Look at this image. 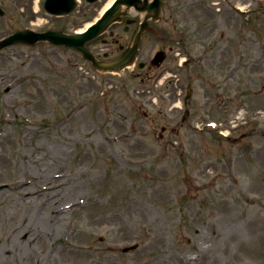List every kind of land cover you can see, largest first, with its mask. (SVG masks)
I'll return each mask as SVG.
<instances>
[{
    "label": "rangeland",
    "instance_id": "rangeland-1",
    "mask_svg": "<svg viewBox=\"0 0 264 264\" xmlns=\"http://www.w3.org/2000/svg\"><path fill=\"white\" fill-rule=\"evenodd\" d=\"M108 1L53 16L43 0H0V39L24 28L72 33ZM162 1L153 25L166 38L149 35L140 60L163 46L168 57L145 82L138 66L98 71L64 45L0 51V244L9 250L0 264H187L199 247L209 258L188 264H264V0ZM61 172L74 192L36 204L30 226L48 241L24 248L7 237L21 189ZM79 196L62 223L49 218L51 203ZM257 238L249 260L244 248Z\"/></svg>",
    "mask_w": 264,
    "mask_h": 264
},
{
    "label": "bare ground",
    "instance_id": "bare-ground-1",
    "mask_svg": "<svg viewBox=\"0 0 264 264\" xmlns=\"http://www.w3.org/2000/svg\"><path fill=\"white\" fill-rule=\"evenodd\" d=\"M112 1L113 0L108 1V3L103 7V9L100 11V13L103 12L107 7H109L111 5ZM84 28H81L80 30L82 31ZM81 112H82L81 110H78L76 115L78 116ZM84 156H83V159H84ZM26 175H28V172H26ZM67 176H68V174H66L65 172H61L58 174L54 173L51 176L44 175L43 176L44 181L42 182L43 184L40 183L38 185L37 184L32 185L34 187L24 186L21 189L22 198L19 199L18 203L16 204V206L21 209V212H20L21 215L19 218H16L17 220L15 219L16 221L11 226L10 230L8 231L7 237H9V235L15 236L22 243L24 248L28 247L29 245L31 246L32 242L37 241V240H39L38 242L40 243L39 244L40 247H42V245L46 244V241H48L47 236H46L47 235L46 232L45 231H43V232L38 231L37 232L35 229H32L30 226L31 222H32V220H31L32 218L34 221L40 219L39 217H35V211L33 209H37V207H38L36 205L37 203L45 202L46 198L50 197L49 196L50 194L62 193L60 190L64 191L65 193L68 192L69 194L71 192L73 193L74 188L72 189V186L69 185L73 182L72 177L67 178ZM64 178H66V180H65L66 182L63 181ZM55 186H61V187L57 188ZM61 196H63V195H60L59 198H61ZM59 198L56 197V199H59ZM77 198L78 199H76V201H70L68 203L61 205L60 207L57 206L56 208H55V205L54 204L51 205L52 204L51 203L49 205L50 211L47 210L46 213L49 211V213H50L49 218H53V219L62 223V220L64 217V216H62V215H64L63 211H65V209L68 206L75 204L73 206V208L75 206H77L76 208H79L80 204L78 205V202L81 203V202L85 201V199L81 196H79ZM56 199H53L54 203L57 201ZM33 200L35 201L34 204H33ZM48 200H50V199H48ZM29 205H32V215L31 216H29L25 210L27 208V211H28ZM16 206H14L15 210L12 212L13 215L16 214V211H17ZM41 226L43 228V225H41ZM199 234H201V231L199 232ZM257 239H258L257 244L244 248L250 254V259L248 258L249 260H252L254 257H257L259 254V250L261 249L262 239H260V238H257ZM0 246H1L0 247V253H2V252L4 253V252L9 251L8 248L6 247L5 243L0 244ZM197 253H198V255L196 257L190 256V257L184 258V260L187 262V264L198 262L196 260H200V259L204 260L206 258H209L208 252L206 250H204L202 247H199V249L197 250ZM65 260H67V259L65 258ZM261 263H264V260H262Z\"/></svg>",
    "mask_w": 264,
    "mask_h": 264
},
{
    "label": "water",
    "instance_id": "water-1",
    "mask_svg": "<svg viewBox=\"0 0 264 264\" xmlns=\"http://www.w3.org/2000/svg\"><path fill=\"white\" fill-rule=\"evenodd\" d=\"M44 6L46 10L54 14L67 13L73 9L74 0H45ZM124 7H135L140 11L153 10L155 12L153 16L157 17L159 14L160 0H116L112 7H110L95 24L83 33L66 34L64 32L54 31L44 33H35L32 30L18 31L7 39L1 41L0 49L17 42L33 44L39 40L45 39L54 43L73 46L81 50L87 58L94 62L97 68L103 70L119 68L133 59L139 45V36L136 44L132 48H129L118 60L108 64L97 61L92 52L85 46V43L104 32L110 23L117 20L121 16L124 12ZM125 250L128 249L126 248Z\"/></svg>",
    "mask_w": 264,
    "mask_h": 264
},
{
    "label": "flooded vegetation",
    "instance_id": "flooded-vegetation-1",
    "mask_svg": "<svg viewBox=\"0 0 264 264\" xmlns=\"http://www.w3.org/2000/svg\"><path fill=\"white\" fill-rule=\"evenodd\" d=\"M130 20L132 21L129 22ZM140 23H141V20L139 18L132 19L126 16L121 21L116 22L115 24L111 25L109 29L105 32L106 37L103 38V40L108 41L105 44L107 48H105L106 50L103 51V55L106 58H110V59L118 58L122 54V52L125 50V48L133 45L135 36L140 29ZM117 24H121L120 25L121 32L116 30V28L118 27ZM148 34L149 33L144 32L142 35L141 44L137 52L138 60L140 59V56L142 55L141 53L142 46L146 38L148 37ZM99 49H104V48L98 47L96 50H99ZM165 49H166V46H163L162 48H159L158 50H165ZM169 49L170 51H172L173 50L172 46H170ZM98 54H100V52ZM145 58H146V61H149L150 64L148 65L146 62L142 63L141 61H139V64L141 63L139 65L140 73H137L138 75H140V78L142 79L143 82L150 79V72L155 67V65H153V62H152L153 58H152L151 52L148 53V55H145ZM145 69L147 70L144 71Z\"/></svg>",
    "mask_w": 264,
    "mask_h": 264
}]
</instances>
